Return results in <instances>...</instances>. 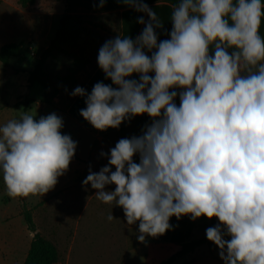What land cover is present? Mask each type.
<instances>
[{
  "label": "clouds",
  "instance_id": "1",
  "mask_svg": "<svg viewBox=\"0 0 264 264\" xmlns=\"http://www.w3.org/2000/svg\"><path fill=\"white\" fill-rule=\"evenodd\" d=\"M123 3L149 19L138 18L135 39L117 35L100 47L98 65L115 87L97 82L90 94L77 86L71 95L86 97L80 115L97 130L144 114L151 123L121 138L83 184L122 207L128 225L139 221L141 242L171 230L173 216L215 217L206 237L224 264H264V0L171 3L164 40L147 3ZM63 127L55 113L37 120L27 112L0 126L9 197L42 196L69 169L77 143Z\"/></svg>",
  "mask_w": 264,
  "mask_h": 264
},
{
  "label": "crops",
  "instance_id": "2",
  "mask_svg": "<svg viewBox=\"0 0 264 264\" xmlns=\"http://www.w3.org/2000/svg\"><path fill=\"white\" fill-rule=\"evenodd\" d=\"M87 1L92 8V14L102 19L104 24L108 22L110 28H112V19H116V36L122 35L135 39L144 28V25L137 22L138 18L143 17L145 21L149 19L145 13L137 12L134 8L123 3V0H106L103 7L100 6V0ZM143 2L147 3L156 12L163 24L161 28L156 29L159 40L169 39V33L172 29L170 20L171 8L169 5L178 3L179 0H143ZM0 6V26L5 23L8 26V31L14 30L15 27L18 28V16L16 13L12 16L11 13V9L17 10V5L10 0H0ZM39 21L44 26L43 17ZM260 34L264 37V22H262ZM5 44L7 43H0V49ZM13 60H11L10 64ZM131 78L139 79V76L133 74ZM97 82L112 85V81L105 78V74L100 69L98 62L87 74L80 87L90 94ZM27 85L16 86V89L20 88V93L24 95L28 89ZM112 86L115 87V85ZM38 94L42 96L43 92ZM85 99L86 97L83 96H73L63 108L51 109V111L45 113V116L55 113L63 119L64 127L61 132L62 134L70 135L72 140L77 143L75 155L70 162L69 169L58 178V183L49 192L42 196L16 197L10 199L8 205H3V208H0V264H24L27 257L34 233L28 229L24 220L22 214L23 204H26L27 209L31 211L36 232L52 241L57 246L58 251L61 244L64 249L68 250L66 264L71 262V255L76 247L75 240L77 237L80 235L82 240L90 239L89 235L92 232L96 234V229H93V225H98L99 223L95 221L88 224L84 217L101 218L103 216L108 217L110 214L113 217L120 214L125 216L122 207L99 201L95 197L96 190L92 189L90 184L84 185L83 181L89 174L90 169L93 172H99L102 167L108 164L110 149L115 147V144L121 138L141 135L144 126L151 123V118L147 114L136 116L130 121H124L119 128H109L106 131H100L95 129L80 115V110L86 108ZM175 102L179 105L178 97ZM17 103L18 100H12L10 103L6 102L5 106H0V111L13 107L20 113L22 110L21 108H16ZM32 107H40V105L39 103H37V106L36 103L32 104L30 111H32ZM101 152L107 155L101 156ZM134 162L139 163L138 155L134 157ZM112 171H115L114 167H112ZM106 190L114 191L115 185L106 186ZM13 202L16 203L14 210L10 207ZM191 221L193 220L190 216H182L180 219L173 216L170 218L171 230L157 237L146 236L143 242L138 239L140 235L139 221L133 225L127 224L123 232L126 235L124 240L126 245L124 244L125 247H123L127 248L128 252L122 264H132L135 261V264H149L148 260L152 264H161L163 261L168 260L174 252L180 249V244L186 241V229ZM212 223L216 226L219 223L218 218L208 219L205 225L196 223L190 239L195 240L194 235L199 232L202 235L196 239L203 238L206 235V229ZM116 234V231L111 230L110 236L103 239L102 237L98 238L104 240L103 248L109 250L115 247L112 242L116 241ZM208 247L210 254L201 260L202 262H198L194 258H188L186 255L174 264H224L219 255L213 254V251H217L218 247L209 245ZM166 248L172 250L171 254H168L169 251ZM142 250L144 254L138 259L136 255L139 251L141 254Z\"/></svg>",
  "mask_w": 264,
  "mask_h": 264
},
{
  "label": "rangeland",
  "instance_id": "3",
  "mask_svg": "<svg viewBox=\"0 0 264 264\" xmlns=\"http://www.w3.org/2000/svg\"><path fill=\"white\" fill-rule=\"evenodd\" d=\"M10 1L17 5V10L11 9V13L12 16L17 14L19 26L15 27L16 31L13 29L8 31V26L3 23L0 26V43H21L22 48L21 56L18 59L15 58L7 68H3L0 63V106L3 107L6 102L18 100L16 108H21L22 111L19 113L13 107L0 111V126L8 120L16 118V115L19 118L22 112L32 114L34 119L38 120L51 109L63 108L67 101L73 97L71 93L74 89L81 86L87 74L97 63L100 47L106 41L114 39L117 34L116 19H112V28H110L108 22L104 24L102 19L92 14V8L87 0H81L79 4H75L72 0H37L33 4L29 3L27 8H22L18 0ZM64 15L69 24L63 31L62 39L59 42L62 51H53L45 64L43 75L40 76L50 90L58 89L53 106H49L42 103L43 94L42 96L38 94L43 92L42 85L38 82L32 83L29 80V74L38 63L45 47L55 38ZM41 17L44 19V26L40 24ZM25 84H28V89L26 94L22 95L20 88L16 89V86ZM26 99L34 100L36 106L39 103L40 107H32V111H30L28 105L24 104ZM10 199L13 198L7 195L2 174H0V208H3V205H8ZM10 207L14 210L16 203L13 202ZM84 220L88 224L95 221L99 223L93 225L96 234L92 232L89 235L90 239L82 240L80 235L77 237L70 264H122L128 252V249L124 248L126 235L123 232L127 226L125 216L120 214L111 221L106 216L101 218L84 217ZM111 230L117 232L115 235L117 239L112 242L115 247L107 250L103 248L104 240L102 239L110 236ZM201 235V232L196 233L195 239ZM101 237L102 239H98ZM166 250L169 251L168 254H171L172 250L169 248ZM216 250V253L213 251V254L219 255V248ZM67 251L61 244L59 264H66ZM141 254L139 251L136 257L140 259L144 254L143 250ZM209 254L208 245H202L187 257L202 262L201 260ZM148 261L149 264H152L150 260Z\"/></svg>",
  "mask_w": 264,
  "mask_h": 264
},
{
  "label": "trees",
  "instance_id": "4",
  "mask_svg": "<svg viewBox=\"0 0 264 264\" xmlns=\"http://www.w3.org/2000/svg\"><path fill=\"white\" fill-rule=\"evenodd\" d=\"M37 0H19V5L22 8H27L28 4H33ZM75 4H79L81 0H72ZM69 21L67 17L61 19L60 29L55 35V38L49 43V45L45 48L42 56L39 58L38 63L35 68L29 74V80L34 83L38 82L43 87V97L42 103L47 104L49 106H53V101L58 94V89L50 90L45 82L42 81L40 76L43 75L45 64L48 58L52 55L54 50L62 51L59 42L62 39L63 31L66 29ZM21 43H7L3 45L0 49V63L3 68H7L10 65L12 59L19 58L21 56ZM83 63V62H82ZM34 100H25L24 104L28 105L29 110L31 109V105L34 104ZM24 220L27 224L28 229L34 233V238L31 242L30 249L28 251L27 257L25 259L24 264H59L60 254L57 246L50 240L46 239L42 235L36 232V226L34 224L31 211L26 208L23 204V212ZM208 221L207 217H200L196 220L191 221L186 229V241L180 244V249L174 253L168 260L163 261L161 264H174L176 261L181 259L182 257L193 253L195 250L200 248L202 245L216 246L213 242H210L206 235L201 239H190L191 233L196 225V223L206 224ZM214 223H212L209 227H214ZM208 227V228H209ZM226 239H230V237H225Z\"/></svg>",
  "mask_w": 264,
  "mask_h": 264
},
{
  "label": "built area",
  "instance_id": "5",
  "mask_svg": "<svg viewBox=\"0 0 264 264\" xmlns=\"http://www.w3.org/2000/svg\"><path fill=\"white\" fill-rule=\"evenodd\" d=\"M32 55H33V53H32Z\"/></svg>",
  "mask_w": 264,
  "mask_h": 264
}]
</instances>
